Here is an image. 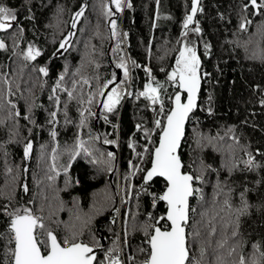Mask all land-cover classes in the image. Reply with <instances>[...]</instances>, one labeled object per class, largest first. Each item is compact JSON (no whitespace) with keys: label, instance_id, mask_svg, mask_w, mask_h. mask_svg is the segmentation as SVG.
I'll return each mask as SVG.
<instances>
[{"label":"trees","instance_id":"1","mask_svg":"<svg viewBox=\"0 0 264 264\" xmlns=\"http://www.w3.org/2000/svg\"><path fill=\"white\" fill-rule=\"evenodd\" d=\"M0 2L19 10L20 24L24 28L22 38L17 36L15 41L9 33L0 32V38L8 46L7 51L0 50V76L11 81L15 95L10 99L21 112L20 135L12 137L15 122L8 119L7 107L0 110V120L5 121L0 125V207L8 205L9 210L17 207L32 208L37 215L45 216L48 226L63 239L68 234L66 224H75L79 228V222L75 219L78 206L81 214L93 217L79 239L89 244L98 241L100 245L102 239L106 240L105 249L99 251L98 259L102 260L108 249L122 246L127 264H141L146 254L139 249L147 248L142 226L148 222L149 212L153 216L151 222L164 215L166 204L159 202L153 209L151 196L141 195L138 207L136 192L143 183L144 173H139L129 181L124 179L130 171L129 161L140 164L145 170L150 168L151 151L157 146L160 134L156 130L151 137L153 143H149L143 131L137 130L138 124L153 129L157 114L152 111L147 100L142 97L137 99L136 96L143 91V86L149 79L144 71L145 67L152 69V75L158 81L166 83L167 74L175 65L180 47L177 41L182 38L183 20L191 10V0H160L159 5L156 0H131V9L125 8L123 13H117L111 18L104 15L103 9L104 3H109L110 0H31L28 5L30 12L23 6L24 0ZM245 3L248 0H202L204 11L196 17L202 34L190 32L186 38L197 46L202 71L210 73L203 78L199 105L187 125L180 151L185 171L198 174L201 162L209 166L205 172L206 182L197 185L203 188L204 200L193 198L190 202L196 211L192 214L189 225V233L193 229L201 233L196 240H192L190 235L193 256H199L200 241L209 240V260L214 259L213 249L217 242L231 233V228L226 226L229 216L221 211L225 197L221 195L214 200L218 182L228 185L225 192L228 188L232 189L231 200L235 207L240 206L241 192H245L250 205L249 214L241 217L240 225L242 238L247 242L245 254L252 251L253 243H264V168L247 170L243 163L247 159V153L251 152L257 163L264 164V105L260 104V100L264 99V58L261 55L264 50V33L258 30L261 21H264V15H253V9L249 8L246 15L252 20V24L247 31H241V6ZM85 4L87 8L84 16L77 22L76 28H73V17ZM110 6L115 11L114 5ZM29 15L34 16V19H25ZM110 19L116 20L121 33L128 34L124 38L128 56L141 67L134 68L132 72L133 95L127 100L123 98L114 113H104L102 98H98L92 106L96 116L90 117L89 127L92 134L101 139L89 141L88 128L82 130L81 138L88 141L87 146L96 150V156L101 152H113L116 156L113 170L107 171L103 163H91V157L81 152L80 156L71 161L67 177L65 176L61 166H67L70 162V155L65 149L70 150L76 144L77 133L81 131L76 126L79 123V105L73 101L68 106L72 123L65 126L63 112L58 115L60 122L56 130L59 133L57 142L60 147L57 165L60 167V175L55 181H50L48 176L54 175L49 169L55 143L48 134L51 125L47 121L49 112L55 108L54 102L48 97L52 95L51 90L59 75L67 68L65 84L71 87L73 79H80L79 76H74L77 69H80L81 75L91 81V86L82 85L85 94L97 90V84L110 79L113 72L117 73V82L124 80L123 70L117 69L115 65L118 56L126 54L124 51L118 54L113 52L116 38L111 35ZM69 32L74 33L69 41L70 46L66 50L59 49L61 41L68 37ZM30 43L43 51V55L36 61L23 59L22 53ZM205 43L211 44L210 55H204ZM121 47L123 48V43ZM53 53H56L55 57ZM96 64L99 65L98 68ZM43 66L49 69L47 77L34 70ZM161 68L165 71H161ZM96 76L100 77L99 81L94 79ZM128 85L126 83L125 88ZM114 86L110 85L109 89ZM80 87L78 86V91ZM177 90L167 85V92L171 97H174ZM6 92L7 85L0 79V94ZM59 94L63 106L67 97L64 93ZM33 102L42 106L33 109L34 119L41 126L39 128L22 118L28 115V106ZM171 106V101L165 100V112ZM209 107L212 108L211 114L207 111ZM104 115H108L110 122H105ZM28 128H32L31 135ZM233 136L239 140V144L235 143ZM105 137L116 140L117 143L104 144ZM208 138H212L211 143ZM11 139H31L34 144L31 159L25 160L22 143L10 142ZM131 142L137 144V152L148 147L149 155L142 164L128 146ZM42 145L46 146L43 152ZM233 162L237 164V168L230 170ZM8 168L12 169L11 173H8ZM13 177H16L15 182ZM66 178L71 179V184L67 187ZM119 179L124 180L125 188L129 183L135 185L131 198L124 191L127 199L121 202V209L118 207ZM24 183L29 188L27 193L21 187ZM164 189L165 181L156 178L151 182L149 192L159 195ZM41 208L43 212L40 211ZM115 209H119V213ZM9 220L7 215L0 212V264H11L8 249L13 245L8 243ZM161 224L164 225L165 222L161 221ZM212 227L216 228V234L209 236ZM229 243L233 241L230 240ZM218 252L227 256L226 248L219 249ZM129 256H135V261H129Z\"/></svg>","mask_w":264,"mask_h":264},{"label":"snow or ice","instance_id":"2","mask_svg":"<svg viewBox=\"0 0 264 264\" xmlns=\"http://www.w3.org/2000/svg\"><path fill=\"white\" fill-rule=\"evenodd\" d=\"M31 0H24L23 6L30 12L28 7ZM160 0H156L159 5ZM110 5H114L115 11ZM133 7L131 0H110L109 3H104V15L106 17H113L117 13H123L125 8L131 9ZM87 8L85 4L80 11L76 12L73 17L72 27L76 28L77 22L84 16V11ZM252 8L253 15H264V0H248V3L241 6V22L239 29L247 31L252 24V20L248 19V9ZM18 9L11 7L5 3L0 2V32L9 33L14 41L17 36L21 37L24 33V28L20 24ZM202 0H191V10L183 20V32L181 39L177 41L180 45L178 55L175 59V65L167 74L166 83H161L155 76L152 75V69L145 67L144 71L148 76V82L143 86V91H140L136 98H144L147 100L152 108V111L157 114L154 120V128L147 129L142 125H136L137 130H142L145 138L149 143H153L151 137L156 130H159L158 145L151 151V167L147 170L143 169L140 164H133L129 161V173L124 177L125 181H129L132 177L137 176L143 172V183L140 185L139 191L136 192L137 206L139 207V197L141 195H148L152 198L151 207L156 208L159 202L166 204V213L155 218L153 221L152 213H148V222L142 226V231L146 238L147 248H140L139 251L145 253V259L141 264H264V243L256 242L251 245L252 251L245 254L244 248L247 242L242 238L240 231L241 217L249 214L250 205L245 198V192L240 193V206L235 207L231 200L232 189L225 188L228 185L225 182H218L215 187L214 200L223 195L225 198L222 201L221 211H224L229 216L227 227L231 228L230 235H225L223 239L217 242L216 248L213 249L214 259H207L208 249L211 246L209 240H201L199 244V256H193V248L190 243V235L192 240L200 238L201 233L197 229H193L189 233V225L192 220V214L195 213V208L191 206L190 201L193 198H198L199 201L204 200V192L202 187L205 181V172L209 166L201 162L200 171L194 174L190 171H185V165L180 156L181 142L185 136V126L188 123L192 114L198 108V97L201 90L202 79L208 77L210 73L202 71L201 55L198 54V49L195 43L188 41L190 32L202 34V29L199 26V21L196 20L198 13H203ZM159 18V17H158ZM170 19V17H168ZM25 19H34V16H26ZM110 31L112 37L116 38V47L113 49L114 53L123 51L121 47L127 33H121L118 30V25L115 19L109 20ZM195 25V27H190ZM13 29H15L13 31ZM258 30L264 33V21H261ZM74 33L69 32L68 37L61 41L59 49L66 50L70 46V39ZM58 49V51H59ZM0 50L7 51L8 46L3 38H0ZM151 49H149V53ZM211 44H204V55H210ZM15 54V53H14ZM23 59L26 61H36L38 57L43 55V51L36 47L34 44H28L27 49L22 53ZM53 57L56 53L52 54ZM264 58V50L261 52ZM95 63V61H91ZM98 68L99 65L96 64ZM115 67L123 70L124 80L117 82V73L113 72L111 78L104 81L102 84H97V90L84 93L82 85L91 86V81L81 75L80 69H77L74 76H79L80 79H73L71 87L66 86L65 78L68 75L67 68L61 73L56 80L55 86L52 88V95L48 98L54 102L55 110L49 112V119L47 123L51 125L48 129V134L55 143V147L51 152V165L50 171L54 175L48 176L50 181H55L56 177L60 175V167L57 165L59 159L58 149L59 143L57 136L59 135L56 126L59 124L58 115L63 112L64 124L67 126L72 123L69 118L68 106L73 101L79 105V123L76 125L78 130L76 144L68 151L70 155V162L67 166H61L62 170L67 177L71 161L75 160L77 156L83 152L86 156L91 157V163H103L107 171L113 170V164L116 156L113 152L99 153V156L94 155V149L88 145V141L81 138L83 129L88 128L89 141H98L101 139L98 135H93L89 127L90 117L96 116L92 110V106L97 102L98 98H104L101 101V106L104 113H114L120 105L124 96L131 95L127 92L125 84L131 82L133 79L131 70L141 67L135 60L130 59L126 55H119L118 62ZM41 73L44 77L49 75L47 66L34 69ZM161 71L165 69L161 68ZM4 84L7 85V92L0 94V110L8 108V119L14 120V131L12 137L19 136V118L21 112L17 105L10 99L15 95L12 89L11 81L6 77L0 76ZM97 81L100 80L99 76L94 77ZM110 85H115L109 89ZM167 85L176 89L174 97H168L171 101V108L165 112V93L167 92ZM78 86H81L78 91ZM17 89L19 85L16 86ZM59 93L66 94V100L61 104V97ZM186 94V98L184 96ZM211 101V96H209ZM260 104L264 105V99L260 100ZM158 106V110H157ZM42 107L36 105L34 102L28 106V115L23 116L33 127L39 128L33 116V109ZM209 114L212 113V108L207 109ZM105 122H110L108 115H104ZM5 123L0 120V125ZM116 127V125H113ZM29 135L32 133V128H28ZM232 139L236 144L239 140L233 136ZM10 142H19L23 145V156L25 160H29L33 153V141L31 139L17 141L11 139ZM208 142H212V138H208ZM103 143L107 145L116 144V140H111L105 137ZM135 156L140 159V163L146 156L149 155L148 147H144L142 152H137V144L131 142L128 145ZM41 146V150L45 148ZM247 170H254L264 168V164L256 162L255 157L251 152L247 153V159L243 161ZM237 164L232 163L230 170H235ZM8 173L12 172L11 168L7 169ZM27 172V168L24 169ZM154 178H163L165 181V189L162 194H155L149 192V187ZM16 177H13L15 182ZM66 187L71 184V179L66 178ZM23 192L29 191L27 183L21 185ZM135 185L128 184L125 188L126 194L131 198V192ZM110 198V197H109ZM8 205L0 207V212L7 215L9 220V233L10 238L8 243L13 245L8 249L11 257V264H125V260L118 254L120 249L116 246L108 249L105 252L104 259H98L96 254L97 248H102V245L96 241L94 244L85 243L79 237L83 234V230L91 222L92 216L88 214H81L78 206L75 214L76 221L79 222V228L75 224L65 225L68 234L63 239H60L55 231L46 223V218L43 215H37L32 208L17 207L9 210ZM95 207V206H94ZM119 213V209H115ZM43 212V208L40 209ZM161 221L165 224L162 225ZM115 222V221H113ZM59 223V222H56ZM211 223V221H209ZM127 235V228H125ZM216 234V228L212 227L209 236ZM119 239V238H118ZM233 243H229V241ZM227 256L218 252L219 249H225ZM230 258V259H229ZM129 261H135V256H129Z\"/></svg>","mask_w":264,"mask_h":264},{"label":"rangeland","instance_id":"3","mask_svg":"<svg viewBox=\"0 0 264 264\" xmlns=\"http://www.w3.org/2000/svg\"><path fill=\"white\" fill-rule=\"evenodd\" d=\"M127 92L131 93V95H129L128 97H126V95L124 96V100H127V98L131 97L133 95V88H132V85L130 87V90H129V85L127 86ZM124 188H125V183H124V180H120L119 179V182H118V199L123 203L127 198L125 196V192H124ZM121 203V205H122ZM118 207H120V205H118Z\"/></svg>","mask_w":264,"mask_h":264},{"label":"built area","instance_id":"4","mask_svg":"<svg viewBox=\"0 0 264 264\" xmlns=\"http://www.w3.org/2000/svg\"><path fill=\"white\" fill-rule=\"evenodd\" d=\"M123 51H124V53L126 54V56L129 57V56H128V51H127V47H126L125 40H124V42H123ZM132 72H133V69L131 70V74H132ZM131 84H132V80H131V82H129V90H130ZM169 88L172 89V88H174V87H172V86L169 85ZM128 96H129V95L126 94V97H128ZM168 97H171V96L169 95L168 92H166V93H165V100H169ZM118 201H119V204H120L119 209H121V201H120V200H118ZM125 201H126V200H125ZM119 249H120V252H119L118 254L121 256L122 259L125 260V264H127V262H126V257H125V253H124V250H123L122 246H119ZM104 256H105V255H104ZM103 259H104V257L102 258V260H103Z\"/></svg>","mask_w":264,"mask_h":264},{"label":"water","instance_id":"5","mask_svg":"<svg viewBox=\"0 0 264 264\" xmlns=\"http://www.w3.org/2000/svg\"><path fill=\"white\" fill-rule=\"evenodd\" d=\"M119 74H120V71L118 72ZM113 86V85H112ZM202 88H203V79H202V83H201V90H200V93H201V91H202ZM200 93H199V97H198V101H197V103H198V105H199V101H200ZM184 96H185V98H186V94H184ZM104 98H102V100H103ZM191 118V117H190ZM189 121H190V119H189ZM189 121H188V123H189ZM188 123L186 124V126H185V136H186V128H187V125H188ZM185 136H184V139H185ZM184 139L182 140V142H181V147H180V150L179 151H181V148H182V145H183V142H184ZM158 145V144H157ZM113 150V149H112ZM150 167H151V165H150ZM110 179H112V175H110ZM156 178H154V180H155ZM163 179V178H162ZM191 202V201H190ZM105 246H106V240H104V239H102V248L101 249H99V248H97L96 249V254H97V256H98V253H99V251L100 250H104L105 249Z\"/></svg>","mask_w":264,"mask_h":264}]
</instances>
